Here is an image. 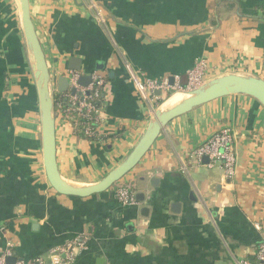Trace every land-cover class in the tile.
Wrapping results in <instances>:
<instances>
[{"label": "crops", "instance_id": "1", "mask_svg": "<svg viewBox=\"0 0 264 264\" xmlns=\"http://www.w3.org/2000/svg\"><path fill=\"white\" fill-rule=\"evenodd\" d=\"M264 0H30L51 76L106 75L99 131L88 139L56 116L61 175L100 181L135 147L164 95L141 97L127 63L148 78L181 84L199 60L205 81L227 73L264 78ZM100 67V68H99ZM161 105V104H160ZM160 107V106H159ZM235 132L236 174L207 166L194 150L215 132ZM124 178L144 200L123 206L113 188L66 196L50 185L34 73L18 0H0V248L50 260L53 248L89 236L73 264H239L264 237V108L233 94L174 118ZM179 203L178 208L174 204ZM147 208V210H144Z\"/></svg>", "mask_w": 264, "mask_h": 264}, {"label": "water", "instance_id": "2", "mask_svg": "<svg viewBox=\"0 0 264 264\" xmlns=\"http://www.w3.org/2000/svg\"><path fill=\"white\" fill-rule=\"evenodd\" d=\"M18 2L21 7L22 28L28 58L34 73L39 98L45 172L51 187L61 195L89 197L94 194L108 191L140 163L169 122L180 115L190 112L195 107L225 96L246 94L255 98L264 108V78L262 77L227 73L213 78L208 82L205 81L195 89L185 91L189 93L190 96L182 100V102L176 106L165 111L157 108L151 117L147 129L135 147L117 167L109 171L100 181L90 185H74L61 175L58 167L55 114V89L58 92H66L69 88L70 80L67 75L65 76L62 74L56 79L57 88L55 87V79L51 76L45 52L31 17L30 0H18ZM71 61L80 62V65H72L70 69H81L82 61L79 58L73 57ZM91 73L92 72L82 74L79 78V83L83 86H87L92 80ZM170 81L173 83L174 76L170 77ZM73 92H75V89H73ZM157 94L161 95V90H158ZM204 161H209L207 156L204 157ZM144 197L142 192L136 194L138 202L143 201ZM178 206L179 203H175L174 209L175 207L178 208ZM144 210H147V208H144ZM17 260L18 258L16 255L7 257V262L9 264H14ZM103 263V258L97 260V264Z\"/></svg>", "mask_w": 264, "mask_h": 264}, {"label": "built area", "instance_id": "3", "mask_svg": "<svg viewBox=\"0 0 264 264\" xmlns=\"http://www.w3.org/2000/svg\"><path fill=\"white\" fill-rule=\"evenodd\" d=\"M206 63L199 60L195 66L189 70L186 85L180 81L171 83L170 79L165 77L161 80L148 78L143 73L135 71L129 63L126 68L129 72L131 81L141 97L147 98L149 95H156L158 90L164 94L170 88L182 91H191L196 88L195 84L205 82L204 72ZM84 74L78 70H69L67 77L69 78V88L66 91L68 104L62 105L59 100V94L55 89V114L73 124L75 130L86 138L100 137L99 131L101 101L100 95L105 92L107 87L106 75L99 72H92V80L87 86L79 83L80 76ZM75 89V92H73ZM95 123L96 126L91 124ZM83 127L80 128V125ZM193 156L198 162L208 157L207 166L220 165L225 174L231 178L236 174L237 169V150L235 132L230 128H223L211 135L204 143L198 146ZM115 196L119 203L123 206H134L139 204L136 199V186L132 179L123 178L113 187ZM89 236L81 233L66 243L53 248L50 252V260L46 262L42 258L34 259L31 262L18 259L14 264H73L78 254L87 248ZM15 244L11 240H7L5 245L0 248V264H9L7 257L14 254ZM239 264H264V237L259 241L256 252L252 258H244Z\"/></svg>", "mask_w": 264, "mask_h": 264}, {"label": "bare ground", "instance_id": "4", "mask_svg": "<svg viewBox=\"0 0 264 264\" xmlns=\"http://www.w3.org/2000/svg\"><path fill=\"white\" fill-rule=\"evenodd\" d=\"M189 93L185 91H175L170 96H168L160 105V110L165 111L168 110L180 102L184 100L185 98L189 97Z\"/></svg>", "mask_w": 264, "mask_h": 264}, {"label": "trees", "instance_id": "5", "mask_svg": "<svg viewBox=\"0 0 264 264\" xmlns=\"http://www.w3.org/2000/svg\"><path fill=\"white\" fill-rule=\"evenodd\" d=\"M258 5H259L258 8H260V9L262 10V13H264V4H263V3H260V4H258ZM186 83H187V80H185V81L183 82L184 85H186ZM66 95H67L66 92H62V93L59 94V100L62 102V105H63V106H66V105L68 104V98H67ZM102 97H103V95L101 94V95H100V98L102 99ZM91 125L94 127V126H96L97 124L92 123ZM81 127H83V124L80 125V128H81ZM79 134H80V133H79ZM81 135H82V134H81ZM88 139H91V140H102L103 137H102V136H100V137H92V138H88Z\"/></svg>", "mask_w": 264, "mask_h": 264}, {"label": "rangeland", "instance_id": "6", "mask_svg": "<svg viewBox=\"0 0 264 264\" xmlns=\"http://www.w3.org/2000/svg\"><path fill=\"white\" fill-rule=\"evenodd\" d=\"M206 68H207V65L205 66V71H206ZM203 84V83H202ZM198 87V86H200V84H195L194 86H192V87ZM175 91H182V90H180V88L178 87L177 89H175V88H170L169 90H167L165 93H164V95L161 97V99L159 100V106H160V104L168 97V96H170L173 92H175ZM159 106L157 107V108H159Z\"/></svg>", "mask_w": 264, "mask_h": 264}]
</instances>
